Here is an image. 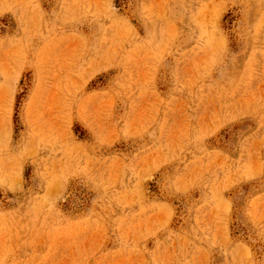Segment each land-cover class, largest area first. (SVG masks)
Wrapping results in <instances>:
<instances>
[{
    "label": "rangeland",
    "instance_id": "374dc122",
    "mask_svg": "<svg viewBox=\"0 0 264 264\" xmlns=\"http://www.w3.org/2000/svg\"><path fill=\"white\" fill-rule=\"evenodd\" d=\"M0 264H264V0H0Z\"/></svg>",
    "mask_w": 264,
    "mask_h": 264
}]
</instances>
